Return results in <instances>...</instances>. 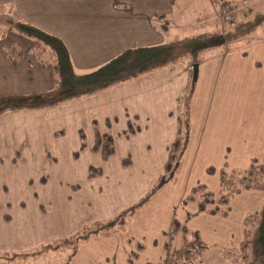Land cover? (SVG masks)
<instances>
[{
	"label": "crops",
	"instance_id": "obj_1",
	"mask_svg": "<svg viewBox=\"0 0 264 264\" xmlns=\"http://www.w3.org/2000/svg\"><path fill=\"white\" fill-rule=\"evenodd\" d=\"M173 5V0H0L3 10L17 9V20L62 39L78 73L96 68L124 49L186 37L174 35L165 18ZM13 42L24 54L14 65L5 55ZM232 43L222 51L214 47L202 51L195 77L192 64L177 62L52 106L1 112L0 137L15 136L28 150L19 157L32 164L35 157L46 159L50 166L58 164L59 176L53 174V184L45 188L54 195L46 196L50 208L56 203L71 215L60 207L56 217L42 214L45 211L40 212L37 202L30 209L33 214L26 207L19 219L22 223L13 226L3 213L0 252L34 248L57 237L47 229L73 228L72 234L76 233L93 221L113 219L136 203L163 175L167 147L187 119L188 142L174 175L138 209L123 236H92L69 264H163L173 238L181 235L182 241V234L170 235L173 219L197 232L207 245L205 254L211 251L224 260L222 251L238 253L244 216L262 207L264 193L240 191L230 200L226 215L201 212L195 202L182 204L196 183L217 191L222 171L246 168L264 152L263 33L251 32ZM32 45L16 31L0 36V96L51 90L52 66L38 63L28 52ZM14 119H22L19 124L28 131L24 128V134H16ZM94 126L113 137L114 150L107 159L92 148ZM55 146L61 151L51 159L46 154H54ZM10 158L7 166L14 169ZM90 165L101 172L89 177ZM43 216L49 218L46 223ZM138 243L143 246L138 248Z\"/></svg>",
	"mask_w": 264,
	"mask_h": 264
},
{
	"label": "trees",
	"instance_id": "obj_2",
	"mask_svg": "<svg viewBox=\"0 0 264 264\" xmlns=\"http://www.w3.org/2000/svg\"><path fill=\"white\" fill-rule=\"evenodd\" d=\"M227 22V29L223 27L219 31L203 30L197 34L187 35L174 41L124 49V51L96 66V68L78 73L71 64L69 52L62 39L42 30L38 26L17 20L16 17L12 20V18L2 15V17L0 16V25L4 23L8 31H16L32 40L33 45L28 52L35 55L40 65L45 66L48 64L52 66L53 85L51 90L40 93L0 96V113L6 110L37 109L52 106V104L63 102V100L98 92L122 81L139 77L154 69L177 64V62L187 61L193 66L200 61L202 51L211 49V47L220 48L224 46L225 49L229 48L231 47L229 43L231 44L236 39L250 34L255 30L256 25L261 26L264 37V12H257L253 19L234 22L229 20ZM3 34H6V32L3 31L0 36ZM218 34L220 36L216 38ZM5 55L14 65L18 60L23 59L24 54L21 52L19 44L13 42L5 51ZM181 122L183 120L180 121V125ZM186 124L187 119L184 120L182 128L179 126V133L167 147L168 154L163 173L164 175L167 174V177H169L170 172L174 175L180 164L183 150L187 145ZM93 130L95 132L93 150L98 151L102 159L109 158L114 150L112 135L98 130L96 126ZM128 130L130 132L134 131L131 126H128ZM80 137L81 146L84 147V134L81 131ZM207 170L211 171L212 169L207 168ZM100 172V167L90 165L89 177ZM219 184L218 190L212 191L206 185L196 183L184 196L182 204L195 202L201 212L207 211L211 214L226 215L230 200L240 191L255 189L264 193V152L260 159L253 158L246 168L227 172L222 171ZM156 188V186H153L136 203L122 210L113 219L93 221L91 224L84 226L80 232L73 233L69 235V238L63 239L61 242H64V244L80 239V241H77L78 244L75 242L71 247V252L63 264H69L70 258L77 253L80 245L92 236L104 237L115 234L123 236L122 233L129 220L140 207L148 203L149 197ZM244 217L242 241L239 244L238 253L222 251L223 261L226 264H264V200L259 210L246 214ZM169 232L170 235L174 233L182 234L181 245L177 248L181 263L196 264L197 257L201 256L207 249V245L200 240L197 232L188 231L176 219H173ZM135 245L138 248L143 246L139 243ZM1 255L12 257V255L18 254L14 251H1ZM164 264H176V262H173L169 255Z\"/></svg>",
	"mask_w": 264,
	"mask_h": 264
},
{
	"label": "rangeland",
	"instance_id": "obj_3",
	"mask_svg": "<svg viewBox=\"0 0 264 264\" xmlns=\"http://www.w3.org/2000/svg\"><path fill=\"white\" fill-rule=\"evenodd\" d=\"M173 2V10L171 13L167 14L166 20H169V24L172 26L171 30H173L174 35L181 37L201 30L219 31L223 29V27L224 29H227V21L229 20L234 22L244 19H253L257 12L264 11V0H173ZM2 10L3 8L0 7L1 17L2 15H5L13 20V18L18 15V11L15 8H6L3 11ZM8 10H10V12H8ZM226 15H230V18ZM207 26L210 27L207 28ZM3 31L8 32V28L4 23L0 25V33ZM256 32H261V26L256 25L253 33ZM216 36V38H218L220 35L218 34ZM245 36H247V34ZM222 49H225L224 46L216 48V51H222ZM7 122L10 123L11 121L8 120ZM19 122H22V119H14L12 123L13 126L19 129L16 134L19 132L22 133L24 128L26 129V133L28 128L19 124ZM23 124L25 125V123ZM22 134H24V132ZM28 137L25 141H29ZM22 146H24L23 143H19L15 136H11V138H7L6 135H4V137H0V216L4 213V215L8 217L5 218V216L2 215V217L4 216V220L10 219L8 220L10 224L15 226L14 224L17 225L22 223L19 219L24 213L23 211H25V208L27 207L29 212L28 214L32 215L33 213L30 212V209L33 207L32 205H36L38 203H40V212L45 211V213L41 212L42 214L49 213L56 217V214H59L60 211L56 210V207H60L61 211L65 210V212L70 213L69 210L62 208V205H58L56 203L50 208L48 202L49 197L46 196V193L52 194L51 190H45V188L48 185L53 184V174L56 173L58 176L60 174V170L57 169L58 164L50 166L46 163V159L42 160L38 157L34 158L35 164H32L27 161V158L24 159L19 157L21 153L28 151ZM6 147L11 148H8L7 150ZM60 151V148L55 146L54 154L47 151L50 155L46 154V156L54 159V156L57 157ZM12 156L15 159L13 162L16 164H12V166H15L14 169L7 166V161L8 159H11L10 157ZM49 172L52 173V175L48 177ZM65 174L66 173L63 175ZM166 175L167 174H163L162 176L167 178ZM58 176H56V178H58ZM44 177L48 178L44 179ZM58 181H60V179ZM52 187L54 190V186ZM45 216H43V220H41L43 223H46L49 220V218ZM82 228H80V230ZM58 229L59 228L47 229L48 233L57 237L43 240L40 244L36 243L34 248L24 246L22 249H12V251L18 254L12 255V257L1 255L0 264H63L71 252V247L75 242L78 244L77 241H80V239L69 241V243L64 244V242L61 241L69 238V235L72 234L73 228H69L68 230L59 229V231H57ZM125 229L123 232H125ZM80 230L78 232H80ZM179 236L181 235H177L173 238V247L170 249L169 253L170 259H172L173 262L175 261L176 264H182L177 254V248L181 241ZM11 247L12 246L8 244V248ZM197 261V264H226L225 261L221 258L219 259L216 254L211 251L206 254L204 251L201 256L197 257L196 262ZM164 263H166V261Z\"/></svg>",
	"mask_w": 264,
	"mask_h": 264
},
{
	"label": "water",
	"instance_id": "obj_4",
	"mask_svg": "<svg viewBox=\"0 0 264 264\" xmlns=\"http://www.w3.org/2000/svg\"><path fill=\"white\" fill-rule=\"evenodd\" d=\"M193 70H194V77L197 75V72H198V70H197V67H198V65L197 64H194L193 66ZM173 176V173L172 172H170V175H169V177H164V176H162L160 179H159V182H158V184L156 185L158 188H159V186H161L162 184H164L166 181H168L171 177Z\"/></svg>",
	"mask_w": 264,
	"mask_h": 264
},
{
	"label": "built area",
	"instance_id": "obj_5",
	"mask_svg": "<svg viewBox=\"0 0 264 264\" xmlns=\"http://www.w3.org/2000/svg\"><path fill=\"white\" fill-rule=\"evenodd\" d=\"M228 18H230V15H226Z\"/></svg>",
	"mask_w": 264,
	"mask_h": 264
}]
</instances>
